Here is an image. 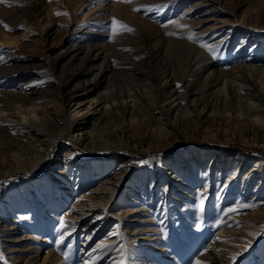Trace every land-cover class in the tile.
Masks as SVG:
<instances>
[{
    "label": "rangeland",
    "instance_id": "rangeland-1",
    "mask_svg": "<svg viewBox=\"0 0 264 264\" xmlns=\"http://www.w3.org/2000/svg\"><path fill=\"white\" fill-rule=\"evenodd\" d=\"M4 9L6 13L3 12ZM181 16L187 19L186 31L177 38L189 39V35L195 33L189 42L197 48H206L218 38L225 35L227 37L233 29L239 35L249 31L264 35V30H259L257 26L264 21V0H172V7H169V4L166 6L164 0H0V32L3 34V37L2 34L0 36V64L13 65L19 73L29 74V80H37L28 86V93L36 92L30 96L32 100L24 106L16 103L10 107L13 116L31 110L54 114L61 109L67 113L75 110L78 120L86 114L91 117L100 116L99 110L87 113L92 97L87 91L105 90L104 85L95 86V76L101 64L104 68L103 77L108 79L111 88L118 92L127 90L133 70H142V75L135 76L138 77L134 81L135 84H149L155 88L159 93L156 102L165 107H168L171 99L169 94L165 93L163 96L159 91L158 79L169 75L170 85L179 89L183 105L187 107L186 112L179 114L157 113L156 116L160 117L158 122L154 123L148 121L146 114L134 117L128 114L111 118L107 125L106 118L101 117L100 129L97 130H92L90 125L73 127L69 130L67 138L61 137L52 144L46 159L38 167L1 178L0 183H3L0 184V194L5 195L10 190L21 187L26 180L43 178L46 175L51 177L58 171L52 169L63 145L73 149L79 164L118 161L116 169H107L100 179L88 182V193L93 194L106 177L123 170V176L126 175L118 187L121 194L100 214L96 225L93 228H85L86 235L83 228L75 229L77 231L74 241L69 243L63 241L57 245L54 237L59 227L49 232L43 231L40 238L35 237L40 229L44 230L40 222L48 211H44L42 218L36 220L35 212L31 211L30 197L23 191L14 195L12 200L15 206L20 199L26 200V208L21 213L16 212L14 205L5 208V200L1 199L0 224L8 227L5 232L0 233V264H217V261L203 259L202 254L210 253L217 257L216 252L210 248L211 240L218 244L223 238L232 239L230 232L236 231L238 226L261 230L260 237L252 240L255 247L248 250L245 257L253 256L252 252L256 254L258 251H264V221L256 224L249 221V215L256 211L264 220V189L256 192V184L243 194L237 182L227 183L228 189L225 190V180L217 183L213 177L210 182V199L202 214V229L197 232L194 224L183 221L180 217V212L188 210L181 203L176 205L183 198L177 196L183 192V183L178 181L181 180L178 172L180 173L186 167L184 163L189 161L184 156L178 158L182 152L192 149L238 152L264 162V145L248 143L233 130L238 124L244 123L246 116L236 118L221 112L222 110L214 113L193 105L194 99L202 102L208 99L215 101L217 97L218 102L219 99L222 102L224 99L220 89L207 87L205 79L208 73L202 72L203 69H198L197 66L192 67L195 78L190 86L187 85L188 77L181 78L180 69L187 65L188 50L168 43L166 34L167 22ZM114 21L118 23L114 24ZM121 25H126L133 31H125ZM246 35L251 37V42H255L251 33ZM248 44L250 42L246 40L243 46ZM91 50L94 51L95 58L90 60ZM262 55L263 50L254 57L257 59ZM105 56L108 57L107 62L103 61ZM229 57L230 54L226 57L219 55L218 59L213 60L214 67L224 68L231 62L229 68L232 65L237 66ZM250 57L252 55L244 53L240 60L246 62ZM256 59H250L248 62ZM54 64L56 67L53 69ZM73 74L79 75L78 82L72 84L80 85L77 91L80 97L65 102L63 107L54 96L39 93L40 87L46 86L47 82L61 83ZM97 133L103 134L102 139L96 137ZM45 140L46 137H39V141ZM110 153L113 155L105 159L91 157ZM177 159H183L184 163L178 164L176 174L168 171L169 166L165 164ZM120 163L124 166L120 167ZM140 169L150 171L146 178L148 186L163 183V174L178 177L168 193L165 187L153 193L152 197L156 202L153 203L142 195L138 185H131L134 179H139ZM188 175L189 178H194L192 172ZM139 184L141 185V180ZM199 188L204 190V183L194 182L191 189L194 192ZM128 189L131 190V195L128 194ZM74 194H67L70 199L68 198L65 206L58 210L57 215H65L69 223L78 220L75 214L82 213L78 210L82 208L80 203L86 202L88 205L83 207V210L87 215L83 216V219L93 221L97 208H90L89 202L80 199V196L74 197ZM217 194L221 197L218 217L212 218ZM162 202L167 204L166 211L159 209ZM35 221L39 225L38 228L34 227ZM88 234L91 235L90 241L86 240ZM218 234L221 236L216 238L215 235ZM48 236L51 238L46 241ZM202 238L207 248L199 246L192 249V243ZM102 240L107 246L97 247ZM242 240L244 243L248 241L246 238ZM65 245H70L73 250L60 258L62 262L47 256L52 250H62ZM168 251L169 254H166ZM257 259L259 260L255 264H260L262 258ZM241 260L236 264H243ZM254 262L255 258L252 264Z\"/></svg>",
    "mask_w": 264,
    "mask_h": 264
},
{
    "label": "bare ground",
    "instance_id": "bare-ground-1",
    "mask_svg": "<svg viewBox=\"0 0 264 264\" xmlns=\"http://www.w3.org/2000/svg\"><path fill=\"white\" fill-rule=\"evenodd\" d=\"M164 1L166 6L169 4V7H172V0ZM167 9L169 10L170 8ZM3 12L6 13V10L4 9ZM186 21L187 19L184 18V16L175 20H169L166 29V34L168 36L167 42L173 43L177 48L184 47L183 49L188 50L189 53L187 65H184L180 69L182 73L181 78H190H186L188 80L187 85L190 86L195 78L192 67L197 66L198 69H203L202 72L208 73L205 79V82L208 84L207 87L209 89H220L221 93H223L222 99H224L223 102L222 100L220 101V99L218 102L219 97H217L215 101H210L208 99L209 101L206 100L205 102L194 99L192 100L193 105L196 107L199 106L203 110H210L214 113L222 110L221 112L228 113L236 118L246 116L242 125L238 124L233 128L234 132L244 137L248 143L264 145V55L259 56L257 59L254 57V55L259 54L261 50L264 51V35L255 31H249L243 35H239L238 32L233 29L227 34V37L225 35L220 39L218 38L217 41L209 43L206 48L201 46L198 47V49L195 45H191L188 38H177L186 31ZM259 22L260 20L257 21V23ZM257 26L259 30L263 31L264 21L257 24ZM247 33H251L252 36H254L255 42H251V37H248V35H246ZM1 34L2 32H0V36ZM189 36L193 37L195 33ZM1 37H3V34ZM246 40L249 41L250 44L243 46ZM260 42L262 43L260 44ZM216 51L220 56L224 55V57L230 54L229 59L233 60L234 64L237 63V66L232 65L229 68L231 62L224 68L214 67L213 60L219 57V55L215 53ZM244 53L252 55L246 62L245 60H240L241 55ZM94 58V51L91 50L89 59L91 60ZM250 59L256 60L248 62ZM107 60L108 57L105 56L103 61L107 62ZM55 67L56 64H54L53 69ZM132 73L133 76L131 77L127 90H120L118 92L111 88L108 82L109 80L103 77L104 68L102 64L100 65L95 76V86L101 87L104 85L105 90L103 92H97L93 89L87 91L88 94L92 95L89 100L88 105L90 107L87 113L90 111L97 112L99 110L98 115L100 114V116L91 117L89 114H86L84 118L78 120L75 110L67 113L62 109L54 114L48 111L42 113L31 110L30 112H21L18 116H13V111H11L12 109L10 107L16 103L24 106L29 100H32L30 96L36 92H33V94L32 92L28 93V86L29 84L36 83L37 80H29V74L23 75L19 73L13 65L0 64V179L20 172H28L38 167L46 159L52 144L61 137L67 138L69 136V130L73 127L90 125L92 130H97L100 129L101 117L106 118L105 125H107L111 118L115 116L122 117L128 114L131 117L139 114H146L148 121L154 123L158 122L160 115H168L172 112L179 114L187 111V107L183 105L181 99L182 94L180 95L178 92L179 89H174L172 85H170L171 81L169 75H165L158 79L159 91L163 96L165 93L166 95L169 94V98L171 99L168 102V107H165L156 102L158 99L157 94L159 93L155 88L149 84L146 86H137L135 84L134 81L138 78L135 76L142 75V70L139 71L135 69ZM78 78L79 75L74 76L73 74L67 77L66 81H61V83L47 82L48 84H46V86L40 87L39 93L54 96L63 107L65 102L80 97V94L77 93L80 85L72 84L76 82ZM208 88H206V90ZM201 89H205V87H201ZM203 91L206 92L205 90ZM125 98H130L131 100L125 101ZM157 113L160 115L156 116ZM40 136L46 137V140L44 142L39 141ZM96 137L100 140L103 134L97 133ZM58 154L59 157L55 159L52 169L58 170L56 174L51 177L46 175L43 178L26 180L24 184L16 190H10L5 195L0 194V200H5L3 204L6 206L5 208H8L14 205V203H12L14 195L23 191L26 196L30 197L32 203L30 204L32 206L31 211L35 212L36 220L43 215L44 211H48L44 218L41 217L40 226L43 225L44 230L40 229L35 237L38 238L43 231L49 232L59 227V231L55 233L56 235L54 237L57 245L59 242L63 241H66V243L73 242L75 232L81 228H83V232L86 235L84 229L93 228L100 214L121 194L118 187L123 177L126 176H123V170L120 173L118 172V174L106 177L102 180L103 183L98 186L93 194L88 193V182L100 179V177L106 173L107 169H116L118 167V161L108 160L91 162L88 165L79 164L73 149L65 145L61 146ZM182 156L186 157L189 161L184 163L183 159L170 160L165 166H169L168 171H173L176 174L178 172V164L184 163V166H186L180 173L178 172L181 178V180L178 181L183 183V187H181V191L183 190V192H180L177 196L178 198H183L180 199L176 205L181 203L188 208V210H186L187 212H180V217L183 221L194 224L197 232L202 229V214L205 210V204L209 202L210 199V182L213 177L217 183L221 180H225V190L228 189L227 183L231 181L232 183H234V181L237 182L238 186L243 190V194L249 191L254 184H256V192L264 189V162L260 159H252L238 152L228 153L225 151L198 149L186 150L182 152L178 158ZM79 165H82V167ZM121 166H124V164L120 163V167ZM191 172L194 175L192 179L189 178L188 175V173ZM138 173L140 174L139 179H134L131 185H138V190L140 189L142 195L153 203L155 202L152 197L153 193H156V191L159 192L160 189L164 187L167 189L166 193H168L169 190H172L176 178L178 177V175L172 176V174H163L161 177L163 183L157 186H154L153 183L148 186L146 178L150 171L147 169H140ZM155 177L156 175H154V180H156ZM139 180H141V185L139 184ZM194 182L198 184L204 183L205 189L199 188V190L193 192L191 188ZM69 192H74V197L77 198L80 196V199L83 198L85 201L89 202L90 208H97L94 212L95 216L93 221L83 219L85 218L83 216L87 215V212L83 210V207L88 205L86 202L80 203L82 208L78 210H81L80 212L82 213L80 215L75 214V216H78V220H72L69 223L65 215L63 217L57 215L58 210L62 206H65V202L69 198L67 197ZM131 193V190H129L128 194L131 195ZM187 195H189V198H187ZM55 198H58L57 201H54ZM220 199V195L217 194L215 208L212 211V218L218 217ZM25 204L26 200L20 199L19 203L16 206L14 205L16 212L21 213V211L26 208ZM167 208V204L163 202L159 207V209L164 211H166ZM5 212H7V210ZM262 218L258 211L249 215V221L254 224L264 221ZM7 227L8 225L3 223L0 224V233L2 231L5 232ZM34 227H39L36 221ZM75 229L77 230L75 231ZM153 231H155V229H153ZM230 234L232 235V239L223 238L218 244H215L212 240L210 242V248L216 252L215 256L219 259L212 256L210 253V256L202 254L201 257L203 259L207 258L209 261H217V264H229L226 261L236 264L240 259H242L241 261L243 264H252L254 258L256 259V262H254L255 264L259 260L257 258L261 257L262 260H260V264H264V251H258L256 254L252 252L253 256L245 257L248 250L255 247L252 240L260 237L261 230L238 226L236 231L230 232ZM221 235L218 234L215 235V237L218 238ZM90 236L91 235L88 234L87 241L91 240ZM50 238L51 237L48 236L45 240L49 241ZM242 238H246L248 241L244 243ZM184 241L185 243L187 242L185 237ZM203 241L204 238L193 242L192 249H197L199 246L203 248L205 246ZM57 245L55 244L54 246L56 247ZM98 245L103 247V245H105L104 240L100 241ZM205 248H207V246H205ZM72 250L73 248L70 245H65L62 250L57 252L52 250L53 252L47 253V256H50L54 261H61L60 258ZM36 251L40 252L38 250ZM166 254H169V251L166 252ZM199 256L200 255H198V257Z\"/></svg>",
    "mask_w": 264,
    "mask_h": 264
},
{
    "label": "trees",
    "instance_id": "trees-1",
    "mask_svg": "<svg viewBox=\"0 0 264 264\" xmlns=\"http://www.w3.org/2000/svg\"><path fill=\"white\" fill-rule=\"evenodd\" d=\"M191 145H197L196 143H191ZM113 154H103V155H91L92 158H101V159H105V158H109L110 156H112ZM3 183V182H2ZM2 183H0L2 185Z\"/></svg>",
    "mask_w": 264,
    "mask_h": 264
},
{
    "label": "snow or ice",
    "instance_id": "snow-or-ice-1",
    "mask_svg": "<svg viewBox=\"0 0 264 264\" xmlns=\"http://www.w3.org/2000/svg\"><path fill=\"white\" fill-rule=\"evenodd\" d=\"M58 15H59V13H58ZM113 23L115 24V23H118V22H115V21H114ZM5 27L7 28V25H5ZM121 28H122L123 30H125V31H133L132 29L128 28L126 25H121ZM189 39H192V38L189 37ZM178 87H179V85H178ZM245 207H247V205H246ZM97 247H99V245H98Z\"/></svg>",
    "mask_w": 264,
    "mask_h": 264
}]
</instances>
